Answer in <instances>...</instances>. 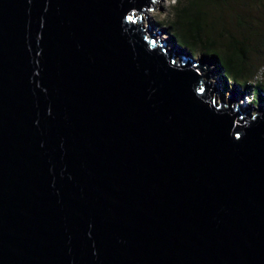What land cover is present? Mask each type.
Returning a JSON list of instances; mask_svg holds the SVG:
<instances>
[{"label":"water","instance_id":"1","mask_svg":"<svg viewBox=\"0 0 264 264\" xmlns=\"http://www.w3.org/2000/svg\"><path fill=\"white\" fill-rule=\"evenodd\" d=\"M159 2L0 0V264H264V104Z\"/></svg>","mask_w":264,"mask_h":264},{"label":"trees","instance_id":"2","mask_svg":"<svg viewBox=\"0 0 264 264\" xmlns=\"http://www.w3.org/2000/svg\"><path fill=\"white\" fill-rule=\"evenodd\" d=\"M166 24L173 43L214 62L223 89L264 100V0H175Z\"/></svg>","mask_w":264,"mask_h":264},{"label":"rangeland","instance_id":"3","mask_svg":"<svg viewBox=\"0 0 264 264\" xmlns=\"http://www.w3.org/2000/svg\"><path fill=\"white\" fill-rule=\"evenodd\" d=\"M175 0H160L159 2V9L149 11L146 15L147 16V23L152 22L155 23V31L163 30V32L160 33L161 38H169L171 45H174L172 43V39L170 35H168L169 28L166 24V16L168 13V8L174 4ZM156 8H158L157 2L155 3ZM160 23V26H157L156 23ZM154 30V29H153ZM179 49L181 50L182 48L179 46ZM183 50V49H182ZM195 58H199L202 55L200 53H196L193 55ZM212 61L209 59V62ZM211 69V74L212 79L210 78L209 81L213 85L214 83L218 84L219 87V92L216 94L217 95V101H220V98L222 97L224 102L227 103L228 101V96L232 95L233 93L236 94V98L238 99L237 105L241 107V110L244 111L246 110L245 107L250 108L251 113H254L258 107L261 104H264V100L262 101H253V96L251 91L249 93H244L242 87H238L237 89L234 90V88L228 87L227 89L222 88V78L218 75V73L215 71L214 64L210 67Z\"/></svg>","mask_w":264,"mask_h":264},{"label":"bare ground","instance_id":"4","mask_svg":"<svg viewBox=\"0 0 264 264\" xmlns=\"http://www.w3.org/2000/svg\"><path fill=\"white\" fill-rule=\"evenodd\" d=\"M216 99H217V95H215Z\"/></svg>","mask_w":264,"mask_h":264}]
</instances>
